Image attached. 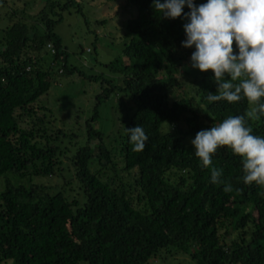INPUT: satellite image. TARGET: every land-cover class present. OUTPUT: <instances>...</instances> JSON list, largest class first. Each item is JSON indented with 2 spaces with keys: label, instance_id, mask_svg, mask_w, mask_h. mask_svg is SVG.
<instances>
[{
  "label": "trees",
  "instance_id": "1",
  "mask_svg": "<svg viewBox=\"0 0 264 264\" xmlns=\"http://www.w3.org/2000/svg\"><path fill=\"white\" fill-rule=\"evenodd\" d=\"M125 2L135 9L126 21L127 62L104 64L119 83L107 80L85 145L69 158L57 144L61 131L45 133L34 101L53 75L75 71L53 28L61 20L55 9L76 1L45 0L32 22L2 30L0 175L53 174L63 157L77 194L5 180L0 263L144 264L174 245L191 248L196 264H264V0ZM211 30L251 62L194 76L179 93L180 70L189 72ZM113 92L133 109L111 148L95 125Z\"/></svg>",
  "mask_w": 264,
  "mask_h": 264
},
{
  "label": "rangeland",
  "instance_id": "2",
  "mask_svg": "<svg viewBox=\"0 0 264 264\" xmlns=\"http://www.w3.org/2000/svg\"><path fill=\"white\" fill-rule=\"evenodd\" d=\"M65 0H58L59 3ZM65 9H55L61 20L56 23L53 31L66 49V65L74 66L72 73L55 74L46 93L40 95L34 106L39 107L38 115H43L45 133L56 129L61 131L57 144L63 151V157H70L79 147L85 145L86 121L92 115V108L98 94L107 85L119 83L120 73L104 64L115 62L121 65L127 62L123 46L128 41L126 21L134 16L135 9L125 0H75ZM45 0H0V37L2 30L15 21L26 24L32 22L31 15L39 10ZM252 60L249 54H240L232 39L224 32L211 30L203 42L201 51L186 64L188 73L180 70L181 88L184 92L186 81L194 76L209 74L216 77L226 68L246 67ZM114 63V65L116 64ZM95 77V79H93ZM133 109L132 101L125 100L123 93L113 92L111 96L100 102L97 107L96 128L106 135V145L113 148L114 140L121 134L126 115ZM28 117L24 115L21 126L27 127ZM163 123L161 129L164 130ZM188 142L191 140L187 139ZM113 159L117 169L121 166L120 158L113 151ZM54 169L53 174L17 176L12 173L0 175V190L7 180L11 184L23 186L40 185L45 191L61 190L68 198L76 196L75 181L69 180L71 169L67 168L64 159ZM121 174L124 172L120 171ZM222 232V230H220ZM234 235L228 231L227 239ZM188 251H181L174 245L157 250L144 264H196ZM0 264H11L9 260ZM76 264H86L78 261Z\"/></svg>",
  "mask_w": 264,
  "mask_h": 264
}]
</instances>
